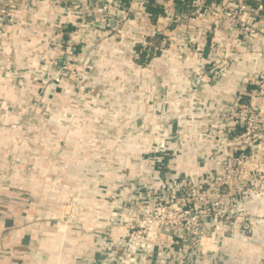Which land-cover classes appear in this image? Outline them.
<instances>
[{
    "label": "crops",
    "instance_id": "0c3cea01",
    "mask_svg": "<svg viewBox=\"0 0 264 264\" xmlns=\"http://www.w3.org/2000/svg\"><path fill=\"white\" fill-rule=\"evenodd\" d=\"M38 2L40 4L35 12H27L23 17L24 22L18 26L12 28L5 23L6 38L0 40V54L1 49L12 52L10 67L0 73V148H5L6 152L10 150L11 153L16 151L11 157L13 161L17 156L24 163L33 162L31 168L15 166L11 171L8 170V174L4 168L0 169V264H169L170 238L159 227L136 236L126 234L116 224L130 220L139 210L148 209L151 200L169 195L174 188L183 184L197 181L210 169H219L220 163L216 162L215 157L225 153L226 149L221 144H216L212 138L201 134L200 124L219 115L233 94H236L237 88L242 87V77L264 70V39L256 35L249 46L242 48L232 43L234 32L230 27H211L202 18L192 27V33L189 32L194 42L200 46L199 54L186 50L182 52L183 56H179L182 44L172 40L160 47L155 55H151L140 69V76L137 74L129 79L139 87L133 91V97L141 100L138 104H133L135 101L131 100V104L126 106L132 114L118 121L120 115L124 114L122 110L126 108L121 106L123 103L115 101L116 105L110 113L112 117L106 120L112 127H123L124 130H134L137 123L141 122L144 125L141 131L145 130V133L128 136L126 132L118 137L117 141L128 148V154L123 157L125 163H119L125 165L126 171L120 173L118 169L112 178L106 180L104 168H88L82 163L93 157L87 155L90 154L88 147L100 143L95 134L104 130L101 126L102 117L99 119L101 111L98 109L95 110L99 114L97 121L91 119L94 117L93 112H89L90 124L82 123L78 126L81 130L79 133L68 136L69 145L73 149L70 147L71 153H66L68 156H65V164L60 170H56V165H50V162H55L54 159L50 161V157L47 158L49 164L44 166L48 168L39 166V160L42 159L32 157L31 151L35 154V144L44 142L51 146V141L54 142L52 134L55 133L56 124L53 122L52 126L48 123L47 137L35 135V113L29 117V113L35 112L32 104L37 95L35 82L39 68L50 65L54 72L56 69L47 55L56 59L57 53L50 54L52 48L49 43L50 37L55 38V33H58L54 23L57 24L56 13L59 8L52 0ZM151 4L156 5L154 0H151ZM175 7L178 11H183L185 3L176 0ZM258 20L264 28V12ZM68 25L72 26L70 23ZM137 26L138 30L149 31L153 28V23L138 19ZM112 27L114 28V21L106 29L112 30ZM170 28L168 26L167 29L169 36L174 34ZM116 38V43L111 42L105 46L102 42L101 45L109 48L106 49L108 58H102L103 63L112 68L105 74L106 77L109 76L108 79L135 73L128 52V38H124L123 34H120L119 39ZM123 38L125 41H121ZM233 50L237 52L234 54ZM108 59L114 60L111 61L113 63L109 64ZM202 64L206 68L205 72L199 69ZM216 64H222L223 70L213 76L209 68ZM94 70L97 76L103 73L100 71V63H95ZM103 75L104 73L99 76V80L104 78ZM47 88L52 92L55 89L52 90L49 86ZM121 97L123 95H117V98ZM152 106L154 111H161L159 115L170 113L169 120L166 118L169 124L161 127L158 117L152 120ZM139 107L143 112L141 118L136 114ZM152 131L157 133L155 138ZM174 134L176 139L171 138ZM105 140L106 144H110ZM15 147L19 150H15ZM95 152L97 154L96 149ZM82 153L86 155L83 156ZM1 154L5 161L6 154L2 151ZM134 158L144 164L142 168H134L137 166L132 162ZM72 161L81 162V168L75 169L70 164ZM92 175L97 178L89 180ZM154 181L157 184L151 185ZM139 185H149V188L141 190ZM76 192L83 194L85 199H90L81 208L86 209L89 205L95 211L79 215V232L71 226L62 229L52 223L53 219L46 211L54 207L50 205L52 201ZM263 192L264 190L250 199L252 204L244 205L246 209L251 207L257 217H263L259 222L262 225ZM218 221L216 219V226L220 225ZM229 229L232 236L238 239L232 225L226 231ZM217 232L219 236L226 235L220 226ZM254 236L256 240L250 244H235L231 239L221 247L220 240V258L223 264H255L264 254V245L260 244H264V234L254 233ZM194 264L205 262L195 261Z\"/></svg>",
    "mask_w": 264,
    "mask_h": 264
},
{
    "label": "built area",
    "instance_id": "2783aa9c",
    "mask_svg": "<svg viewBox=\"0 0 264 264\" xmlns=\"http://www.w3.org/2000/svg\"><path fill=\"white\" fill-rule=\"evenodd\" d=\"M38 1L42 0H0V40L6 38L5 25L13 28L24 22V15L35 12L40 4ZM52 1L59 8L57 24L54 23L57 31H62L69 23L77 29H88L92 26L90 20L98 19L100 27L110 32L106 28L114 21L117 32L128 38L130 57L135 62L139 53L137 47L150 49L155 55L172 40L182 44L179 56L186 50L199 54L200 46L190 33L202 18L211 27H230L234 32L232 43L242 48L249 46L256 35L264 39V28L258 20L264 12V0H182L186 5L183 11L176 9V0H154L160 8L156 16L148 10L151 0ZM72 17L83 19V25H75ZM138 19L153 23V28L138 30ZM168 26L174 32L171 36L167 33ZM69 35L64 46L71 40L77 41L72 32ZM236 52L233 50L234 54ZM0 56L2 74L12 63V52L1 49ZM65 57L69 60L71 55ZM203 65L199 67L201 72L206 71ZM209 70L215 76L223 67L216 64ZM241 81L242 87L237 88L219 115L200 124L201 134L226 149L225 153L215 157L220 163L219 169H210L197 181L174 188L171 194L159 197L152 209H145L146 213L136 215L124 225L126 234L136 236L157 227L165 232L170 238L169 264H194L195 261L223 264L220 240L221 247L231 239L235 242L236 236H232L230 229L226 231L231 225L244 244L255 242L254 233L264 234V225L259 223L261 217L241 207L250 196L264 190V70L251 72ZM171 138L176 139V135ZM139 188L148 189L149 185ZM216 219L226 235L219 236ZM260 244L264 245L263 242ZM255 264H264V254Z\"/></svg>",
    "mask_w": 264,
    "mask_h": 264
},
{
    "label": "rangeland",
    "instance_id": "374dc122",
    "mask_svg": "<svg viewBox=\"0 0 264 264\" xmlns=\"http://www.w3.org/2000/svg\"><path fill=\"white\" fill-rule=\"evenodd\" d=\"M72 21L77 26L83 25V19L81 18L76 17L75 19V17H72ZM90 21L92 22V26L89 25L88 29H77V27L67 25L62 29V31H57L58 33H55V38L52 37L51 39L50 37L51 42L49 41V45L52 48L50 54L53 55L54 52V54H57L55 55L56 59L50 57L49 54L47 56L50 58L53 67L56 69L54 72L51 69L50 65H47L45 68H39L38 79L35 82V90L37 92V95L35 96V102L32 104V106H35V112L32 111L31 113H29V117H31L35 113V135L38 134L45 137H47V127L49 126L48 123H51V125L53 126V122H55V133L54 135L52 134L54 142L51 141L52 147L49 146L50 144H44V142H40V144L37 143L35 144V154L32 151L31 153L33 158L35 157V159H42L39 160V166H47L49 162L54 159L55 162H50V165H56V170H60L61 167L65 164V158L68 156L66 153H71L70 147L73 149V146L69 145L68 136L70 137L73 133H79L81 130L78 128V126L82 123L88 122V124H90L91 120H89V112H93L94 117H91V119L94 118L93 121H97V117L99 114L97 112L95 113V110L98 109L101 111L99 119H101L102 117L101 126L104 127V130L102 132L98 131V134H95L100 143L96 144L97 146L91 144L88 147V151L91 155H87L93 156L91 157L93 159L89 158L86 162L82 163H84L85 166L87 165L88 168H91L90 166H93L94 169L104 168L106 177L104 179L108 180L113 177V175L116 173V170L119 169L120 173L126 171V168L124 167L125 165L121 164V166L119 163H125L123 157L128 154V148L117 141L118 137H121V134L123 133L126 134V132V135L128 136L131 134L139 135L141 132L145 133V130L141 131L144 127L141 122L137 123V127H134V130L132 128V130L128 128L124 130L123 127L118 126L112 127V124L106 122V120H110V118L112 117L110 113L112 112V107L116 105L115 101H121L123 103L121 104V106L126 108V110H122L124 111V114L123 116L120 115L121 118H119L118 121L126 119V116L128 114H132V111L130 109L127 110L126 107L131 104V100L135 101L133 102V104H138V102L141 101L133 97V91H136V89L139 87L129 79H133V76H136L138 73L142 72V70L140 69L143 68L145 64L139 65L137 62L131 59L133 62L132 70L135 73H132V75L131 73H129L127 76H112L110 73L112 79H108L107 77L109 76L106 77L105 74H107L106 72L112 68L109 65L106 66L102 61V58H108L106 49L109 50V48L105 46H107V44L109 45L111 42L116 43V37H118L119 39L120 33H118L117 30L113 27L112 30L108 29L110 30V32L104 31L105 28L100 27V21L98 19L96 21ZM71 32L73 33V37L76 38L77 41L73 42L71 40L67 45L65 44V46H67L66 48L64 46V41L69 39V34ZM124 35L125 34H123V36ZM123 40L125 41L124 38L121 41ZM102 42L105 44L104 47H101ZM65 50H71V52H67ZM146 51L148 50L146 49ZM66 54L71 55V58L69 60L65 57ZM108 60L109 64L113 63L111 61H114L112 59ZM95 63H100V71L104 73V78L100 80L99 76H102L103 73L98 74L99 76H97L96 71L94 70ZM138 76H140V74H138ZM118 83L123 86L117 85ZM46 85L51 87L52 90L55 88L53 92L49 91L50 88L48 89ZM118 94L123 95V97H121L120 99L117 98ZM1 100L2 99L0 97V106L2 104ZM134 112L136 113L137 110H135ZM150 112V117L152 118V120H155L154 117H158L157 121L159 122L161 127L169 124L168 122H166V118H169L170 113H161L162 115H159L158 113H160L161 111H154L153 106L150 108ZM136 114L138 115L137 117H143L141 107H139ZM129 132L131 133L129 134ZM156 134V131H152L153 138H155ZM88 137L86 136V138ZM105 139H107L110 144H106ZM41 140L45 141L44 137H41ZM19 148H21V145ZM19 148L15 147V150H19ZM94 148L96 149L97 154ZM1 151L6 154L7 159H5L8 161H4V159L1 158V155H3L1 154ZM15 152L13 151L11 153L10 150H7L6 152L5 148H0V169L3 170L2 168H4V171L6 170V174L10 173L12 168H14L15 166H24L25 169L32 167L33 162L24 163L17 156L15 157L18 160L15 158L13 161L11 157L14 156L13 154ZM82 155L84 156L86 155V153H82ZM136 155L138 156L139 154ZM94 156L97 157L94 158ZM49 157L50 161L47 159ZM132 162L137 165L134 166V168L138 166L142 168L144 165L143 163H140L137 158L132 159ZM70 164H73V167L77 170L81 168V162L72 161L70 162ZM88 174H90V171H88ZM96 178V176L92 175L89 180H95ZM107 183L109 184L108 181H106V184ZM136 184H139V181H136ZM156 184L157 182L155 181L151 183V185ZM139 187L140 185L138 186V188ZM252 197L250 196V198L248 199L249 201H246L247 204H252V202L250 201ZM262 197H264V195ZM89 200L90 199H85L83 194L79 195L77 192L70 193L64 195L62 199H56V201H52L50 205H54V207L49 208L46 211L48 212V216L53 219L52 223L61 226L62 229L71 226L72 229L75 228V230L79 232L81 229V225L78 222L79 215L81 213L83 214V212H87V214L95 212L93 206L87 205L88 207L86 209L81 208V205H86ZM158 200L159 197L151 200L148 208L152 209ZM241 207L245 208V206ZM247 210L249 212H253L251 210V207L247 208ZM145 211L146 210H139V212L136 213L137 217L141 216L142 213H146ZM133 218H136V216H133L130 220H126L121 224L116 225H119V227L122 228V231L125 232V230L123 229L124 225L126 226L128 221H131ZM261 218L263 217L261 216ZM138 229L139 228L137 227V230ZM143 234L144 233L141 232L138 235ZM234 241L235 244L243 243L239 238H235Z\"/></svg>",
    "mask_w": 264,
    "mask_h": 264
},
{
    "label": "trees",
    "instance_id": "16d2710c",
    "mask_svg": "<svg viewBox=\"0 0 264 264\" xmlns=\"http://www.w3.org/2000/svg\"><path fill=\"white\" fill-rule=\"evenodd\" d=\"M185 9H186V5H185ZM148 10L152 12V15L155 16L157 13L160 12V8L155 5V4H149L148 6ZM137 50L139 51L138 53V58H137V63L139 65L144 64L152 54V50L147 49L148 51H146V48L141 49L140 46L137 47Z\"/></svg>",
    "mask_w": 264,
    "mask_h": 264
}]
</instances>
